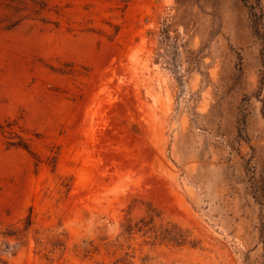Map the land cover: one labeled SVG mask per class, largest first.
<instances>
[{"label":"rangeland","instance_id":"1","mask_svg":"<svg viewBox=\"0 0 264 264\" xmlns=\"http://www.w3.org/2000/svg\"><path fill=\"white\" fill-rule=\"evenodd\" d=\"M0 126V264H264V0H0Z\"/></svg>","mask_w":264,"mask_h":264},{"label":"trees","instance_id":"2","mask_svg":"<svg viewBox=\"0 0 264 264\" xmlns=\"http://www.w3.org/2000/svg\"><path fill=\"white\" fill-rule=\"evenodd\" d=\"M2 129H3L2 126H0V131ZM8 144H9V146H16V147H20V148H22V149H24L26 151H30L29 144L23 138H21L19 136L17 137V142H9ZM50 159H54V157L51 156ZM26 223H27L28 226L31 225V216H29L27 218Z\"/></svg>","mask_w":264,"mask_h":264}]
</instances>
